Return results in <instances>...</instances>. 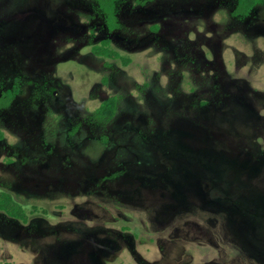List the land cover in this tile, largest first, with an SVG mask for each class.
<instances>
[{"label":"rangeland","instance_id":"1","mask_svg":"<svg viewBox=\"0 0 264 264\" xmlns=\"http://www.w3.org/2000/svg\"><path fill=\"white\" fill-rule=\"evenodd\" d=\"M142 1L0 0V264H264V2Z\"/></svg>","mask_w":264,"mask_h":264},{"label":"trees","instance_id":"2","mask_svg":"<svg viewBox=\"0 0 264 264\" xmlns=\"http://www.w3.org/2000/svg\"><path fill=\"white\" fill-rule=\"evenodd\" d=\"M263 1L264 0H240L237 13L249 15L253 8L258 5V3H261ZM98 2L100 4L101 9L108 15V19L110 21H113L115 17L114 15L116 14V0H98ZM95 53L108 57L117 56V54L109 47H102L100 49L96 48ZM16 92H18V90L12 91L9 94L4 95L2 98H0V108L8 104V102L12 99ZM114 112V100H111L102 105V107L98 110L97 115L100 117L111 118L114 115ZM0 210H5L15 217L21 216V214H19L18 207L12 204V198L8 194L0 193Z\"/></svg>","mask_w":264,"mask_h":264},{"label":"flooded vegetation","instance_id":"3","mask_svg":"<svg viewBox=\"0 0 264 264\" xmlns=\"http://www.w3.org/2000/svg\"><path fill=\"white\" fill-rule=\"evenodd\" d=\"M96 1H97V3H98V6H99L101 12H102L103 15H104V18H105L106 24H107V26L109 27V29L112 30V31L118 30V29L120 28V21H119V14H118V0H116V14L114 15L115 17H114V20H113V21H110V20L108 19V15L106 14V12H104V11L101 9L98 0H96ZM152 1H156V0H143L142 3H143V4H146V3H148V2H152ZM239 2H240V0H238V4H237L235 10L233 11V15L236 16V17L247 18V17H249V16L251 15V13H252V12H253V11H254V10L260 5V4H263L264 1L261 2V3H258V5H256V6L253 8V10L250 12L249 15H245V14H243V13H237V11H238L237 9L239 8V4H240ZM110 44H111V40H110V39H106V40H104V41H103V44H102L101 46H97V47L94 48V53H95V49H96V48H99V49H100V48H102V47H109V48L111 49ZM113 51H114V50H113ZM114 52L117 54L116 51H114ZM95 54H96V53H95ZM96 55H97V56L108 57V56L99 55V54H96ZM117 57H118V54H117L116 57H108V58L116 59ZM21 89H22L21 81H20L19 78H16V79L14 80V83L11 85V87H10L9 89H7V90L5 89L6 91H3V92H2L0 98H2L4 95L9 94V93L12 92V91H16V90H18V92H16L15 95L12 97V99L8 102V104H6L4 107H1L0 110H9V108H11L12 104L15 102L17 96H19V94H20V92H21ZM111 100H114V105H115V112H114V115H113L111 118L100 117V116L97 115L98 117H100V118H104V119H106V120L109 121V120L113 119V118L116 116V114H117V110H118V104H119V98H118V97H116V96H115V97H111V98L107 99L102 105H104L106 102L111 101ZM102 105L100 106V108L102 107ZM100 108H99V109H100ZM99 109H98V110H99ZM97 112H98V111H97Z\"/></svg>","mask_w":264,"mask_h":264}]
</instances>
